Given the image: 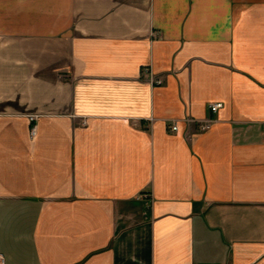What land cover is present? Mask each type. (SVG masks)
Instances as JSON below:
<instances>
[{"label": "crops", "instance_id": "obj_1", "mask_svg": "<svg viewBox=\"0 0 264 264\" xmlns=\"http://www.w3.org/2000/svg\"><path fill=\"white\" fill-rule=\"evenodd\" d=\"M0 254L264 264V0H0Z\"/></svg>", "mask_w": 264, "mask_h": 264}, {"label": "built area", "instance_id": "obj_2", "mask_svg": "<svg viewBox=\"0 0 264 264\" xmlns=\"http://www.w3.org/2000/svg\"><path fill=\"white\" fill-rule=\"evenodd\" d=\"M143 73H146V74H152L150 68L148 67H145L143 69ZM152 79L153 81L156 83V84H162V79L160 78H156L154 76H152ZM223 106V103L222 102H211L209 104V108L212 112H217L221 107ZM35 119L34 116H31L30 117V120H31V136H35L37 134V124L35 123V121H33ZM212 119H209V120H206V121H199V126H200V129L201 130H206L208 128H210L211 126V123H212ZM85 122V121H84ZM171 130L173 131H176L178 130V125L177 123L173 124L171 127H170ZM4 262V258L2 256V254H0V263H3Z\"/></svg>", "mask_w": 264, "mask_h": 264}]
</instances>
